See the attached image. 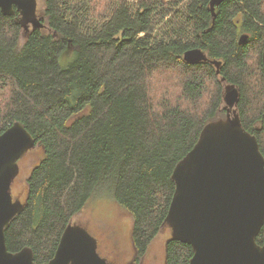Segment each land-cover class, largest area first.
<instances>
[{"label": "trees", "instance_id": "trees-1", "mask_svg": "<svg viewBox=\"0 0 264 264\" xmlns=\"http://www.w3.org/2000/svg\"><path fill=\"white\" fill-rule=\"evenodd\" d=\"M211 1L42 0L44 27L29 31L0 10V135L21 122L37 158L25 210L6 230L11 252L49 262L67 226L108 196L132 220L127 264H143L168 228L175 167L227 117V87L239 90L236 112L264 156V0H228L216 16ZM192 49L208 61L186 62ZM165 255L189 264L194 251L170 241Z\"/></svg>", "mask_w": 264, "mask_h": 264}, {"label": "water", "instance_id": "water-1", "mask_svg": "<svg viewBox=\"0 0 264 264\" xmlns=\"http://www.w3.org/2000/svg\"><path fill=\"white\" fill-rule=\"evenodd\" d=\"M40 0H0L3 15L20 13L25 30L43 28ZM228 0H212L211 11ZM250 35L244 33L239 44ZM190 64L208 61L201 49L184 54ZM264 65V52H263ZM227 117L209 123L194 148L175 167L176 188L165 225L171 229L166 241L193 248L189 264H264V243L258 239L264 227V156L257 137L248 132L236 107L237 88L227 87ZM36 147L28 129L16 122L0 135V264H38L31 248L11 252L6 230L25 210L13 186L20 174V160ZM43 264H113L101 256L97 239L83 226L64 230L53 259Z\"/></svg>", "mask_w": 264, "mask_h": 264}, {"label": "rangeland", "instance_id": "rangeland-1", "mask_svg": "<svg viewBox=\"0 0 264 264\" xmlns=\"http://www.w3.org/2000/svg\"><path fill=\"white\" fill-rule=\"evenodd\" d=\"M114 2L118 0H107ZM190 0H165L168 4L177 2L186 5ZM42 0L39 2V6ZM41 9L39 7V13ZM165 21L156 25V33L161 36V30ZM161 29V30H160ZM65 55L61 62L67 66L74 60H66ZM35 149V148H34ZM33 149V150H34ZM37 162L35 154L31 151L20 161V174L13 186V194L22 202L26 199V179L33 165ZM72 224L83 226L96 239H98L100 253L108 258L113 264H127L132 261L134 249L131 242L132 220L119 210L117 203L111 197H95L90 205L77 216ZM171 237V229L163 228L161 234L150 248L143 264H165L166 241Z\"/></svg>", "mask_w": 264, "mask_h": 264}, {"label": "flooded vegetation", "instance_id": "flooded-vegetation-1", "mask_svg": "<svg viewBox=\"0 0 264 264\" xmlns=\"http://www.w3.org/2000/svg\"><path fill=\"white\" fill-rule=\"evenodd\" d=\"M19 20V19H18ZM29 30H33L32 29V27H30L27 31H29ZM244 34V32L243 33H241L240 35H239V41H240V38H241V36ZM249 40V39H248ZM264 52V51H263ZM263 58V57H262ZM23 203H25V201H23ZM98 240V239H97Z\"/></svg>", "mask_w": 264, "mask_h": 264}, {"label": "bare ground", "instance_id": "bare-ground-1", "mask_svg": "<svg viewBox=\"0 0 264 264\" xmlns=\"http://www.w3.org/2000/svg\"><path fill=\"white\" fill-rule=\"evenodd\" d=\"M17 12V11H16ZM19 13V12H18ZM19 15H20V13H19ZM173 200V199H172ZM172 203V202H171ZM171 206V205H170Z\"/></svg>", "mask_w": 264, "mask_h": 264}]
</instances>
